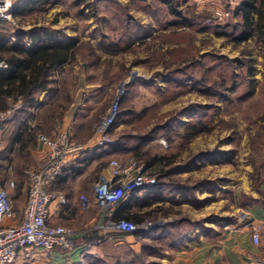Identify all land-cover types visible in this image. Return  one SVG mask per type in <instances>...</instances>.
I'll return each instance as SVG.
<instances>
[{"label": "rangeland", "instance_id": "rangeland-1", "mask_svg": "<svg viewBox=\"0 0 264 264\" xmlns=\"http://www.w3.org/2000/svg\"><path fill=\"white\" fill-rule=\"evenodd\" d=\"M22 1L13 0V5ZM74 1L48 0L20 19L0 23V31L7 34L39 30L77 41L74 61L51 75L52 96L41 101L39 96L27 122L34 121L36 135L52 138L70 128L75 142L89 143L120 96L119 110L127 115L115 121L108 140L139 144L136 152L142 157H132L133 150L106 154L79 179L55 190L92 201L110 160L145 164L146 159L175 158L165 168L173 175L163 179L164 190L128 205L131 214L151 212L142 223L151 227L143 231L164 235L163 240L141 243L129 238L110 247L105 261L166 264L176 251L201 237L217 239L238 222L243 207L251 205L244 192L264 201V51L252 41L237 44L229 36L238 22L236 0L174 1L193 25L189 28L171 27L177 19L161 0H88L87 8ZM216 11L230 15L211 26ZM71 103L74 110L69 112ZM19 105L3 116L10 112L12 119V109ZM199 122L205 131L191 136L189 125ZM13 127L5 122L0 128V183L12 182L13 190L18 186L23 201L25 172L39 170L42 157L34 136L24 149H10ZM159 228L163 230L156 232ZM175 244L180 247L171 249Z\"/></svg>", "mask_w": 264, "mask_h": 264}, {"label": "built area", "instance_id": "built-area-1", "mask_svg": "<svg viewBox=\"0 0 264 264\" xmlns=\"http://www.w3.org/2000/svg\"><path fill=\"white\" fill-rule=\"evenodd\" d=\"M13 0H0V23L12 22ZM229 13L216 11L209 21L229 18ZM0 67L3 64L0 63ZM120 96H117L109 107L107 115L94 129V139L85 144L77 143L71 138V129L65 128L57 132L52 138L38 133L36 141L43 152L42 167L37 171H26V201L21 212L20 220L15 222L9 190L14 189L12 182L6 188L0 186V264H15L19 256L24 253L41 255L61 249L68 253L75 250V233L62 226L48 224L52 204L64 206L66 200L52 191L53 185L72 165L92 154L95 150L104 148L112 142L108 134L119 115ZM13 108L12 110H16ZM0 115L1 125L9 121L10 112L4 117ZM29 131L35 129L34 121L27 122ZM108 176H101L93 190V200L79 198L83 211L91 206L98 209L101 225L97 229L101 232L97 244L102 243L112 232L118 234H131L137 228L148 230L151 224L136 226L133 223L120 220L112 221L111 215L115 209L135 190H146L155 185L144 164L137 160L121 163L118 160L108 162ZM251 232V241L254 246L260 242V227L247 223L245 225ZM256 264H264V253L254 259Z\"/></svg>", "mask_w": 264, "mask_h": 264}, {"label": "trees", "instance_id": "trees-1", "mask_svg": "<svg viewBox=\"0 0 264 264\" xmlns=\"http://www.w3.org/2000/svg\"><path fill=\"white\" fill-rule=\"evenodd\" d=\"M174 1L176 0H161L162 5L167 8L168 13L177 19L170 26L192 27L193 25L191 23L188 24V20L182 16L181 12L176 10V6L173 5ZM47 2L48 0H24L13 6L12 18L15 20L20 19L24 15L31 13L37 6ZM87 2L88 0H76L74 4L77 7L85 4L87 8L90 7ZM234 17L238 22L233 25L229 34V36H233V41L237 44L252 41L264 51V0H240V4L234 12ZM76 45L77 41L75 40L58 38L46 31H16L13 34L0 31V63L3 64V67H0V114L7 112L15 103L20 104L19 108L15 110L13 118L6 122V124H14L9 143L11 150H13L15 145L18 146L19 150H22L31 141L32 136L36 138L38 127L35 125V129L29 131L27 120L32 118L33 110L39 105L38 98L42 93H46V97L52 96L54 91L51 75L56 70L71 64L76 54ZM126 115L119 110L117 120ZM189 126L192 129L190 132L191 136H196L205 131L200 122L192 123ZM131 145L115 141L104 148L95 150L92 154H96L95 158L99 159L109 153L122 155L133 150L132 152L135 153H133L134 156L132 157L135 159L142 157L140 152H136L138 151L136 145L139 144ZM174 159H146L144 166L148 174L155 179V185L146 190L138 189L133 191L127 200L115 209L111 215V220L115 222L124 220L136 226L142 225L144 220L151 216L152 213L145 212L142 215L131 214L128 211V205L134 201L139 202L140 200H150L157 197L165 188V184L162 183L163 179L170 178L173 175L171 169L165 170V168H170L174 164ZM72 174L73 178L80 175L79 172ZM2 185L3 182H1V187H5L7 184ZM54 185L51 188L52 191H54ZM180 190L182 189L180 188ZM152 205L153 202L144 204L142 209L144 210ZM161 229L163 230V228H159L156 232L162 231ZM118 236L122 240L134 238L137 242L146 243L145 241L149 240H153V242L161 241L164 235L153 236V234L146 233L142 229L137 228L131 234H119ZM179 247V244H175L171 246V249ZM150 255H155L154 250L150 251ZM84 264H105V262L100 257H90L87 258ZM116 264L123 263L117 260Z\"/></svg>", "mask_w": 264, "mask_h": 264}, {"label": "crops", "instance_id": "crops-1", "mask_svg": "<svg viewBox=\"0 0 264 264\" xmlns=\"http://www.w3.org/2000/svg\"><path fill=\"white\" fill-rule=\"evenodd\" d=\"M236 2H238V7L240 0H236ZM57 71L58 70H56L55 73H57ZM45 96L46 93L41 94L39 98L40 101L43 100ZM73 108L74 103H71L68 109L69 112H72L74 110ZM76 110H79V108ZM76 116L73 115V118ZM71 138L73 139L72 134ZM38 152L43 160V152L40 149ZM95 156L96 154H88L85 158L75 162L72 167L62 175L53 188V192L58 196H62L66 200V204L64 206H58L56 203L52 204L48 224L72 229L75 233V250L68 253L61 249H55L53 252L44 255L29 253L27 258H25L24 253H22L15 264H84L87 258L90 257H100L104 262H108L110 258V255L107 253L108 249L110 247H118L129 239L125 238L122 240V238H119L118 233L112 232L108 235L109 237H107L106 240L97 244V240L101 236V232H99L97 227L102 223L100 221L98 209L93 206L83 211L79 199L77 200L73 196L68 198L55 190L56 186L58 187L65 183L74 182L79 179L85 171L91 169L98 160ZM37 165L40 166V159ZM105 171L104 169L101 170V176H108V170L106 173L107 175H103ZM77 172H79L80 175L73 178L72 173L75 174ZM6 186L4 188H6ZM20 193L21 191L18 186H16L15 190H9V195L14 205L15 222L20 220L21 212L26 201V192H23V201H20L22 196V193L21 195ZM244 193L246 194L245 197L250 199L251 205H245L243 207L241 212L244 213V215L238 222H234L227 229L225 228L221 237L217 239L212 240L201 237L198 242L176 251L171 257V260H167L166 264H256L254 259L264 253V201H257L258 199L254 193L250 195L247 192ZM241 221L245 223L240 225L239 223H241ZM247 223H253L260 227V242L258 246L252 244L251 232L249 228L245 226Z\"/></svg>", "mask_w": 264, "mask_h": 264}]
</instances>
